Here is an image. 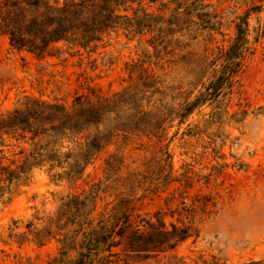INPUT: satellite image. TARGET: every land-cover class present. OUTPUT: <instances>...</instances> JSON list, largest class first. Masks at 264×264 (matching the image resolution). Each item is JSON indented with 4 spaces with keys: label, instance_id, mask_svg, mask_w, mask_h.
<instances>
[{
    "label": "rangeland",
    "instance_id": "1",
    "mask_svg": "<svg viewBox=\"0 0 264 264\" xmlns=\"http://www.w3.org/2000/svg\"><path fill=\"white\" fill-rule=\"evenodd\" d=\"M202 2L212 4L204 20L214 23V29L205 27V21L201 27L180 24L178 32L168 30L166 41L156 33L154 46L148 42L152 33L113 29L85 44L51 43L48 53L39 56L13 48L8 36L0 34V115L21 106L26 97L71 110L76 101L113 96L145 72L158 76L156 97L172 109L189 91L190 52L227 47L238 20L247 23L241 66L224 95L164 122L156 133L112 138L76 180L54 174L73 164L75 151L70 159L64 156L75 146L73 137L84 142L96 127L47 142L44 153L50 159L29 167L28 178L0 197V264L74 260L75 251L61 255L58 237L38 238L51 225L48 218L60 198L69 193L94 205L95 221L115 205H126L131 222L146 237L152 235L146 221L155 227L163 223V231L172 232L171 224L186 228L187 236L172 248L164 245L148 254L112 248L128 264H264V0ZM144 5L166 19L187 18L180 16L181 0ZM107 116L105 127L120 124L111 121L113 114ZM29 136H0L4 164L23 161L35 148Z\"/></svg>",
    "mask_w": 264,
    "mask_h": 264
},
{
    "label": "trees",
    "instance_id": "2",
    "mask_svg": "<svg viewBox=\"0 0 264 264\" xmlns=\"http://www.w3.org/2000/svg\"><path fill=\"white\" fill-rule=\"evenodd\" d=\"M144 1L155 0H0V34L8 36L13 48L26 49L39 56L48 53L51 43L69 41L85 44L98 40L102 34L113 29L133 31L135 34L143 31L152 33L148 42L154 46L156 33H161L158 35L161 41H166L170 28L173 33L178 32L180 24L201 27L204 18L210 14L208 7L212 6L202 0H181L183 14L180 16L187 18L166 19L160 13L147 11ZM195 18L199 22L196 23ZM207 23L205 21V27L214 29V23ZM246 24L243 18L238 20L227 47L209 52L207 49L201 53L190 52L193 74L187 80L189 91L182 93L186 97L177 108L171 109L162 104L161 99L156 97L158 76L145 72L113 96L95 101H76L71 110L62 104L26 97L21 106L0 115V136L12 134L24 138L25 134H30L28 138L35 147L24 156L23 161L10 160L6 164L3 162L7 160L6 154L0 148V197L28 178L29 167L32 169L47 161L48 154L44 152H47V142L51 139L58 142L61 135L68 137L87 131L91 126L96 127L84 142L77 136L73 137L75 146L64 155L70 159L69 154L75 151L72 154L73 164L67 163L63 172L54 174H66L68 179L76 180L85 165L112 138L135 132L156 133L164 122L183 118L197 106L224 95L223 90L232 86L241 66ZM143 102L148 105L144 107ZM109 113L113 114L111 121H120V124L105 127L104 120ZM57 159H60L59 155ZM108 162L109 159L105 161L107 171ZM93 212V204L90 205L80 195L69 193L60 198L57 211L48 218L51 225L44 226L41 229L44 234H38V238L58 237L62 256L68 251H75L76 256L69 264H128L126 258H120V253L112 248L122 246L128 252L148 254L164 245L172 248L187 236L186 228L171 224L172 232L163 231V223L155 227L146 221L154 236L146 237L138 225H133L131 210L123 204L115 205L109 213H101L96 221Z\"/></svg>",
    "mask_w": 264,
    "mask_h": 264
}]
</instances>
